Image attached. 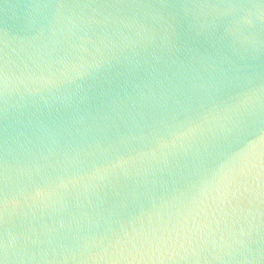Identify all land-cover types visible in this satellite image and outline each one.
<instances>
[{
    "label": "water",
    "instance_id": "obj_1",
    "mask_svg": "<svg viewBox=\"0 0 264 264\" xmlns=\"http://www.w3.org/2000/svg\"><path fill=\"white\" fill-rule=\"evenodd\" d=\"M0 264H264V0H0Z\"/></svg>",
    "mask_w": 264,
    "mask_h": 264
}]
</instances>
